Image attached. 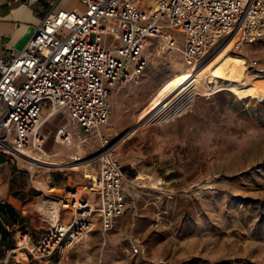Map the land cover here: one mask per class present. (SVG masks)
<instances>
[{
	"label": "rangeland",
	"instance_id": "374dc122",
	"mask_svg": "<svg viewBox=\"0 0 264 264\" xmlns=\"http://www.w3.org/2000/svg\"><path fill=\"white\" fill-rule=\"evenodd\" d=\"M227 48L219 51L222 56ZM232 52L212 67L217 75L200 77L180 50L163 51L159 39L151 38L139 83L112 91L109 126L133 202L110 232H91L92 252L79 264H264V72L258 69L264 68V42ZM217 53L207 55L199 70L214 65ZM188 72L194 77L187 87L152 111L159 93ZM67 121L63 109L45 124L44 149L60 154L36 153L47 159L36 171L29 167L32 159L21 157L0 165L8 186L0 195V264L16 247L19 230L27 228L29 213L43 211L49 196L67 187L88 191L97 165L82 167L73 156L90 155L96 147L80 143L78 134L73 146L55 142ZM134 238L142 242V254L131 253ZM18 254L14 264H24L25 254Z\"/></svg>",
	"mask_w": 264,
	"mask_h": 264
},
{
	"label": "built area",
	"instance_id": "2783aa9c",
	"mask_svg": "<svg viewBox=\"0 0 264 264\" xmlns=\"http://www.w3.org/2000/svg\"><path fill=\"white\" fill-rule=\"evenodd\" d=\"M78 1L79 8L50 11L17 54L0 55V153L6 163L47 155L43 128L65 109L68 121L56 138L70 144L78 134L80 143L96 147L73 159L96 163L97 170L88 191L67 187L49 196L46 235L34 243L28 229L19 230L16 247L1 264L19 258V251L47 257L83 241L98 225L110 232L131 207V179L109 126L110 97L119 84L139 83L151 38L159 39L163 51L180 50L189 67L230 44L241 51L264 42V0ZM130 246L142 254L140 239H131Z\"/></svg>",
	"mask_w": 264,
	"mask_h": 264
},
{
	"label": "crops",
	"instance_id": "0c3cea01",
	"mask_svg": "<svg viewBox=\"0 0 264 264\" xmlns=\"http://www.w3.org/2000/svg\"><path fill=\"white\" fill-rule=\"evenodd\" d=\"M78 3V0H0V55L17 54L50 11L57 8H79ZM3 112L4 110L0 107V116ZM1 155L0 165L6 163L4 154ZM3 182L0 168V195L8 191V186ZM47 205L44 206L43 211L29 213L26 229L32 233L34 243H38L49 229V224L44 222ZM97 228L101 229V226L98 225ZM103 234L106 233L103 232ZM91 246V241L85 238L81 242L58 248L47 257L35 258L29 254L23 262L24 264H79L82 257L92 252ZM12 261L14 264L13 255Z\"/></svg>",
	"mask_w": 264,
	"mask_h": 264
},
{
	"label": "bare ground",
	"instance_id": "6f19581e",
	"mask_svg": "<svg viewBox=\"0 0 264 264\" xmlns=\"http://www.w3.org/2000/svg\"><path fill=\"white\" fill-rule=\"evenodd\" d=\"M228 48L227 49H224L226 54L222 56V52H218L217 55H213L215 56V58L212 60V62L214 60H218L214 65H210L209 63H207L204 68H202L201 70H199V64L195 65V66H192V67H195V69H197L200 74L199 76L200 77H206L207 75H217L216 73L213 74V70L211 71L212 67H214L215 65H217L219 62H221L222 60H227L225 57L228 56L230 53H233L232 52V49H231V44L227 46ZM211 72V74H210ZM193 77H194V74L191 73V72H188V73H185L183 74L182 76L176 78L175 80H173L172 82H170L158 95L157 99L155 100V102L153 103L152 107H151V110L152 111H155V110H158L160 108H162L163 106L167 105L176 95H179L186 87L187 85L189 84L190 81L193 80ZM136 131V126H133L130 128V130L126 133L125 137L126 138H129L132 134H134ZM125 133V132H124ZM130 139V138H129ZM128 140V139H127ZM56 142H61L60 141V138H56ZM122 143V142H121ZM64 144V143H63ZM67 145V144H66ZM68 145H75L73 140L70 144ZM79 148H82L83 147L81 146V144L79 143ZM118 147V144H116V148ZM119 148V147H118ZM47 152V157H51L52 155H59L60 153L57 152V153H53L51 154V152L49 151H46ZM83 154V153H82ZM36 157V156H35ZM43 157V156H42ZM45 158V157H44ZM52 159V158H51ZM33 160V161H32ZM31 161L28 162L29 164V167L30 169L34 171L37 170L38 166H40L42 164V162H45L46 160H42L41 157H36L34 159H32ZM70 162V161H69ZM23 163V162H22ZM41 163V164H40ZM65 162H62V161H52L48 164H50L51 166H55V167H61L63 166L64 167V164ZM82 167H87V168H91V165H90V162L89 160H84L82 161ZM70 168L72 169H79V166H71ZM54 214L57 213V210L53 211Z\"/></svg>",
	"mask_w": 264,
	"mask_h": 264
},
{
	"label": "water",
	"instance_id": "95a60500",
	"mask_svg": "<svg viewBox=\"0 0 264 264\" xmlns=\"http://www.w3.org/2000/svg\"><path fill=\"white\" fill-rule=\"evenodd\" d=\"M119 138H121V137L119 136ZM119 138H118V139H119ZM115 140H116V138H115ZM115 140H114V141H115Z\"/></svg>",
	"mask_w": 264,
	"mask_h": 264
},
{
	"label": "trees",
	"instance_id": "16d2710c",
	"mask_svg": "<svg viewBox=\"0 0 264 264\" xmlns=\"http://www.w3.org/2000/svg\"><path fill=\"white\" fill-rule=\"evenodd\" d=\"M11 247H12V245H11ZM13 248V247H12Z\"/></svg>",
	"mask_w": 264,
	"mask_h": 264
}]
</instances>
